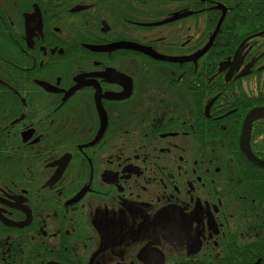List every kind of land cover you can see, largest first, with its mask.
I'll return each mask as SVG.
<instances>
[{"label": "flooded vegetation", "instance_id": "1", "mask_svg": "<svg viewBox=\"0 0 264 264\" xmlns=\"http://www.w3.org/2000/svg\"><path fill=\"white\" fill-rule=\"evenodd\" d=\"M0 264H264V0H0Z\"/></svg>", "mask_w": 264, "mask_h": 264}, {"label": "water", "instance_id": "2", "mask_svg": "<svg viewBox=\"0 0 264 264\" xmlns=\"http://www.w3.org/2000/svg\"><path fill=\"white\" fill-rule=\"evenodd\" d=\"M148 51H149V52H154V51H153L152 49H150V48H149V50H148Z\"/></svg>", "mask_w": 264, "mask_h": 264}]
</instances>
